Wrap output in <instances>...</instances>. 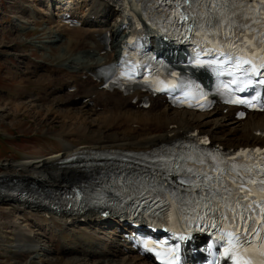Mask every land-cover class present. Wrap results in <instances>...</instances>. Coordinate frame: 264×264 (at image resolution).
Instances as JSON below:
<instances>
[{"label":"bare ground","instance_id":"obj_1","mask_svg":"<svg viewBox=\"0 0 264 264\" xmlns=\"http://www.w3.org/2000/svg\"><path fill=\"white\" fill-rule=\"evenodd\" d=\"M34 1L37 2L38 0ZM44 1L46 3L44 2L43 9L38 8L36 10V14L39 15V18L37 15L36 18L45 19L46 26H43L40 31H44L47 37L37 46L42 50L44 58L50 56L49 49L55 44L66 40V46L59 56L61 59L56 63L35 58H32L35 61L23 59L24 61L20 65L21 70L23 68L28 70L31 66L30 75L37 73L38 77L41 75V78H39V84L34 86V91L27 103H19V107L22 108L26 105L24 110L36 108L39 111V109H45L46 112L66 114L68 117L72 116L71 119H78L77 121L81 126H78L75 135L79 143L68 142L65 137L57 134V139L64 149L62 154H51L50 156L31 159L25 157L12 163L6 161L3 163L6 171L0 173L1 180L19 177L21 180L34 181L44 188H63L68 185L69 180L78 175L80 167L72 165L71 162L69 165H64L60 160L74 152L87 150L88 153H93L110 149L146 151L160 144H171L177 139H183L186 134L192 131L208 135L211 145L216 144L230 150L246 146H264L263 113H247L244 119H236L231 107H228L226 113H222L225 108L222 106L215 107L209 112L200 113L186 109H175L161 97L149 99L150 106L141 108L139 107L142 103L141 94L135 92L123 96L119 92H108L101 88L102 82L94 80L92 73L99 65L117 60L122 37L127 31V26H122V22L117 20V16H113L111 23L108 22L110 14H115L109 4L110 0ZM62 1L65 8L58 5L57 8L59 9L56 13L51 5L53 2L57 4ZM68 6L71 7L72 14L81 20L80 26H64L56 21V15L61 11L66 12ZM50 9L52 10L50 11ZM105 34L108 36L104 42ZM49 67L52 69L47 73ZM16 69L18 70L17 67H15ZM83 76H86L85 80H82ZM71 88L74 89L71 91ZM135 99L136 101L133 103ZM75 105L81 106L73 110L71 106ZM101 109L104 110L101 111ZM83 114H88L89 117L94 118L88 121L83 117ZM93 121H96V129H94L96 125L93 124ZM100 124L103 125L102 128L99 127ZM222 127L227 128V132H223ZM118 128L120 131L117 130ZM49 134L55 136V134ZM51 182L63 185L47 184ZM0 202H10L14 206L17 203L15 208L19 210L18 202L20 201L15 200L10 195L0 193ZM29 203H33L34 206L31 205L32 207H30L27 202H22V204H28L27 207L34 208L36 217L33 226L44 225L48 230V237L42 235L44 238L38 239L40 242L33 249V251L36 250L40 253L39 256L43 257L45 252L50 251L49 243H51L52 245L55 244L53 248L55 256L57 255L55 259L67 254L65 255L67 264H88L90 260L92 264H152L148 262L146 257L138 254H134L133 257L117 259L115 253L121 251L118 241L122 240L113 237L106 239L109 242L108 246L105 245L106 248L101 246L99 241L103 239L102 237L92 238L88 241L86 237L81 236L77 238L75 245L61 244V239H55L54 234L56 232L51 225V222L57 218L65 224L68 220H74L73 222L85 227L93 226L96 229L104 228V224L108 223L110 218L108 220L102 219L97 214L57 216L46 211L40 203ZM20 214L26 220L25 212ZM13 218L11 226L20 219ZM9 220L11 219L9 218ZM15 227L22 229L23 232L27 231L26 233L34 231L29 225L26 228L19 224ZM121 232L123 234V231ZM26 233L24 236L29 237L30 234L27 235ZM20 239L21 241L24 240L22 236ZM123 241L125 240L123 239ZM40 250L45 252H40ZM127 251L132 252L131 250ZM124 253L122 251V254ZM255 258L264 264V254L255 255Z\"/></svg>","mask_w":264,"mask_h":264},{"label":"rangeland","instance_id":"obj_2","mask_svg":"<svg viewBox=\"0 0 264 264\" xmlns=\"http://www.w3.org/2000/svg\"><path fill=\"white\" fill-rule=\"evenodd\" d=\"M44 2V0H38L37 2L34 0H0V108H2L0 110V173L6 171L3 165L6 161L12 163L25 157L31 159L46 157L51 154H62L64 149L57 139V134L65 137L68 142L79 143L75 135L78 126H81L77 121L78 119H71L72 116H69V118L66 114L46 112L45 109H39V111L36 108L24 110L26 105L22 108L19 107V103H27L34 91V86L39 84V78H41V75L38 77L37 73L30 75L31 66L28 70L24 68L21 70L20 65H22L23 61L35 58L49 63H56L61 59L59 56L66 46V40L55 44L54 47L52 46L49 49L50 56L46 58L42 55L40 47L37 46L47 37L44 31H40L43 26H46L45 19L40 18V22L37 20L39 15L36 14L38 8L43 9ZM36 15L38 18H36ZM108 22H112V17H109ZM15 67L18 70H15ZM50 69L52 67H49L46 72L49 73ZM80 106L71 107L75 110ZM103 110L101 109V111ZM83 115L88 121L94 118L89 117L88 114ZM93 124L96 125V121H93ZM102 126V124L99 125L101 128ZM96 127L97 125L94 126V129ZM222 128L223 132H227V128ZM117 130L120 131L119 128ZM49 133L55 134V136L53 137ZM47 184L60 183L51 182ZM60 185L62 186L63 184ZM18 204L19 210L10 202H0V264H67L65 261V255L67 254L60 255L61 257L55 259L57 256L53 252L55 244L49 243L50 251L47 253L40 250V252H45L43 257L39 256L40 253L36 252V250L33 251L40 242L38 239L48 237V230L44 225L33 226L36 217L35 211H33L34 208H30L34 206L33 203H29L30 207H27L29 206L28 204H22V202H18ZM22 212H25L26 220L20 214ZM13 217L20 218L19 220L17 219L19 225L24 226V228L29 225L34 231L32 233L23 232L22 229L15 227V225L18 226L17 223L13 224L14 227L11 226ZM51 225H53L56 232L54 234L55 239H61V244L75 245L77 238L81 236L86 237L88 241L92 238L102 237L103 239L99 241L101 246L105 248L109 245V242L106 241L109 237L122 240L118 241L122 245L126 243L123 241L122 232L114 224L113 220L107 224L106 228L96 229L93 226L85 227L77 222H71L67 225L62 220H57V218L51 222ZM25 233L27 235L30 234V236H24ZM21 236L25 241L23 239L21 241ZM127 247L129 246L127 245ZM120 249L119 253H115L117 259L120 257H133L135 254L127 251L122 254L121 246ZM90 261L88 264H92Z\"/></svg>","mask_w":264,"mask_h":264},{"label":"snow or ice","instance_id":"obj_3","mask_svg":"<svg viewBox=\"0 0 264 264\" xmlns=\"http://www.w3.org/2000/svg\"><path fill=\"white\" fill-rule=\"evenodd\" d=\"M185 2H189V0H185ZM262 2H264V0H262ZM183 19L184 20H188L189 19V17L187 16V15H185V16H183ZM202 66V65H201ZM258 83L259 84H264V80H259L258 81ZM234 102H237V101H234ZM239 103H244V101H238ZM210 179V178H209ZM197 187H199V185H197ZM241 189H242V186H241ZM247 196H243V197H240V198H238V200H237V206L239 207L240 206V200L242 199V200H247ZM225 207H229V210H232L231 208H230V206L229 205H227V204H225ZM249 207H251V205H246L245 206V210H247V208H249ZM145 247H147V244H145Z\"/></svg>","mask_w":264,"mask_h":264},{"label":"water","instance_id":"obj_4","mask_svg":"<svg viewBox=\"0 0 264 264\" xmlns=\"http://www.w3.org/2000/svg\"><path fill=\"white\" fill-rule=\"evenodd\" d=\"M0 182H1V179H0ZM0 193H1V194H7V195H10V196H13V194L10 193L9 191H7L6 189H3V190H2V189L0 188Z\"/></svg>","mask_w":264,"mask_h":264}]
</instances>
